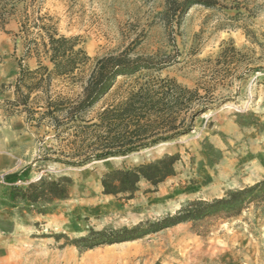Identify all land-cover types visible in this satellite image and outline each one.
Masks as SVG:
<instances>
[{"label": "rangeland", "instance_id": "1", "mask_svg": "<svg viewBox=\"0 0 264 264\" xmlns=\"http://www.w3.org/2000/svg\"><path fill=\"white\" fill-rule=\"evenodd\" d=\"M13 1L0 30L19 37L34 54L43 53L48 35L74 39L76 49L90 59L72 77L54 79L53 99L65 108L82 97L97 58L124 53L152 58L166 68L118 77L109 94L76 124L66 125V112L56 113L57 133L46 139L38 135V156L51 155L39 160L36 172L50 180L69 177L73 184L65 201L11 203L0 174V264H264V202L233 218L180 224L83 253L53 237L72 240L90 230L131 228L172 215L191 200L223 198L264 178V0H216L215 9L194 6L180 26L163 25L162 0ZM222 47L230 52L226 61L219 54ZM169 79L197 92L179 116L185 132L125 157L79 163L109 147V132L99 125L103 110H119L133 94L156 92ZM91 124L99 127L73 129ZM161 125L146 126L154 136L158 128L165 135ZM175 153L180 157L176 175L154 192L142 183L130 201L101 194L99 179L110 167Z\"/></svg>", "mask_w": 264, "mask_h": 264}, {"label": "trees", "instance_id": "2", "mask_svg": "<svg viewBox=\"0 0 264 264\" xmlns=\"http://www.w3.org/2000/svg\"><path fill=\"white\" fill-rule=\"evenodd\" d=\"M162 1L164 10L159 14V17L164 26L174 25V23L180 26L184 14L194 6L215 9L218 3L216 0ZM14 7L13 0H0V29H4L6 26L4 22L7 16L13 12ZM47 41L45 49L50 52L48 59L53 64L51 70L53 76H71L81 65L90 60L82 49H76L77 45L74 39L63 36L56 38L53 35H48ZM227 46H230V52L237 53L232 45ZM225 52L226 47H222L219 52L221 57H224V61L227 60L226 56L230 53L225 54ZM165 68L166 65L156 63L152 58L130 57L124 53L97 58L83 83L80 100L74 103L72 108H65L66 106L61 102H56L55 112L60 114L66 112L67 116L64 119L66 125L76 124L85 113L109 94L117 83L118 77L129 78L140 72H160ZM44 70H46L45 67H39L31 73ZM196 96V91L186 89L175 80L169 79L163 81L162 88L156 92L142 90L139 94H133L119 110H103L99 115V125L106 126L109 132V147L96 154L83 157L79 163L125 157L185 132L188 127L184 126L185 120H180L179 116L185 110L184 107L187 108L193 103ZM25 100L23 98V102ZM56 121H58V117H56ZM148 123L149 125L161 123L165 135L160 133L162 131L160 128L155 130L159 134L152 135L151 127L146 126ZM99 125L73 126V129L81 131V129L99 127ZM179 159L177 153L165 154L153 161L131 167H110L100 176L101 194L117 200L130 201L140 190L142 183L153 189L149 192H154L159 185L176 175L175 165ZM11 178L4 179L5 183L10 184L7 192L8 200L11 203L19 201L33 206L65 201L69 197L73 184L67 176L55 180L41 177L30 182L28 186L21 187L10 183ZM263 202L264 178L241 190L227 192L223 198L208 201L191 200L172 215H166L155 221L138 223L131 228L90 230L84 237L72 240L62 234L53 235V237L57 242L64 239L66 244L69 243L79 253H83L102 247V245L135 242L180 224L199 222L208 218H233L239 216L249 205H258ZM38 213H41L40 210Z\"/></svg>", "mask_w": 264, "mask_h": 264}, {"label": "crops", "instance_id": "3", "mask_svg": "<svg viewBox=\"0 0 264 264\" xmlns=\"http://www.w3.org/2000/svg\"><path fill=\"white\" fill-rule=\"evenodd\" d=\"M19 39L0 30V174L18 186L37 180L35 165L51 155L38 156L37 137L57 133L52 85L72 77L53 76L50 52L34 54ZM39 67L46 70L31 73Z\"/></svg>", "mask_w": 264, "mask_h": 264}, {"label": "bare ground", "instance_id": "4", "mask_svg": "<svg viewBox=\"0 0 264 264\" xmlns=\"http://www.w3.org/2000/svg\"><path fill=\"white\" fill-rule=\"evenodd\" d=\"M111 159H107L106 161H110Z\"/></svg>", "mask_w": 264, "mask_h": 264}]
</instances>
